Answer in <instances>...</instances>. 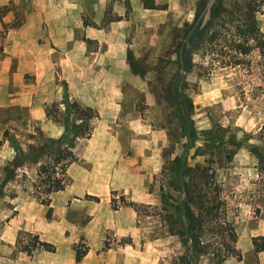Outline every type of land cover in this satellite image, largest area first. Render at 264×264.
Wrapping results in <instances>:
<instances>
[{"label": "rangeland", "instance_id": "1", "mask_svg": "<svg viewBox=\"0 0 264 264\" xmlns=\"http://www.w3.org/2000/svg\"><path fill=\"white\" fill-rule=\"evenodd\" d=\"M242 1L225 3L236 9ZM257 1L264 34V0ZM195 2L142 0L150 7L144 33L151 42L128 46L133 73L117 77L139 87L127 88L122 115L130 122L112 121L69 97L78 108L68 109L61 98L49 103L45 121L27 108L0 109V264H180L187 247L176 230L187 227L188 195L193 214L202 215L196 232L204 243L190 264H264V249L252 244L264 234V172L251 151H264V53L255 48L231 66L202 48L193 52L183 87L191 120L184 128L168 81L176 70L174 33L191 20ZM11 3L0 0V20ZM127 38L138 41L133 31ZM80 109L91 114L90 135L74 140L65 186L46 205L37 197V167L50 160L51 139L83 117ZM40 148L46 151L34 162ZM78 244L95 263L84 256L75 261ZM229 246L234 254L218 261ZM98 254L103 260L96 261Z\"/></svg>", "mask_w": 264, "mask_h": 264}, {"label": "crops", "instance_id": "2", "mask_svg": "<svg viewBox=\"0 0 264 264\" xmlns=\"http://www.w3.org/2000/svg\"><path fill=\"white\" fill-rule=\"evenodd\" d=\"M13 2L0 20V109L27 108L32 118L45 121L49 103L69 97L100 116H114L112 121L130 122L122 115L129 108L127 88L139 87L117 77L133 73L128 46L151 42L144 33L150 7L142 0ZM131 31L138 41L128 42ZM91 254L83 258L95 263ZM103 258L98 254L96 261Z\"/></svg>", "mask_w": 264, "mask_h": 264}, {"label": "trees", "instance_id": "3", "mask_svg": "<svg viewBox=\"0 0 264 264\" xmlns=\"http://www.w3.org/2000/svg\"><path fill=\"white\" fill-rule=\"evenodd\" d=\"M260 7L257 0H243L234 9L225 0H196L193 16L190 21L183 24L174 33L175 43L173 52L175 53L176 70L168 81V93L176 104L181 125L189 127L190 101L183 93L185 76L191 67L193 52L202 48L208 54H218L221 65H240L244 61V56L253 49H258L264 53V34L260 30L255 12ZM67 102V100H65ZM68 104V109L73 106L78 108L75 102ZM80 121L65 124L63 132L57 139H51L55 147L49 151L50 160L40 162L36 174L38 176L36 192L41 202L49 205V194L63 189L65 186L66 166L76 159L72 150L73 142L77 137H88L90 126L87 118L90 113L79 110ZM61 142V144H59ZM58 143V144H57ZM46 151L40 148L31 158L34 162L39 159V154ZM257 158L259 168L264 172V151L253 147L251 149ZM21 163L19 156H15L12 165L18 166ZM5 178L10 177L12 170L7 171ZM190 202H195L192 196H187L185 201V219L187 227L176 230L182 243L187 247L186 252L180 255V264L196 263L198 256L203 255L204 243L201 236L196 232L202 226L201 214L194 215L190 208ZM201 206V205H200ZM50 207V206H49ZM46 245L47 243L41 242ZM252 244L255 251L264 249V234L252 237ZM85 247L76 245L74 259L79 261L86 254ZM234 248L229 246L223 255L218 256V261L223 260L227 255H233Z\"/></svg>", "mask_w": 264, "mask_h": 264}]
</instances>
